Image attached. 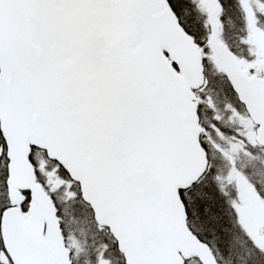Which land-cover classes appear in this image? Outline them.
<instances>
[{
	"label": "snow or ice",
	"instance_id": "obj_1",
	"mask_svg": "<svg viewBox=\"0 0 264 264\" xmlns=\"http://www.w3.org/2000/svg\"><path fill=\"white\" fill-rule=\"evenodd\" d=\"M0 264H264V0H0Z\"/></svg>",
	"mask_w": 264,
	"mask_h": 264
}]
</instances>
